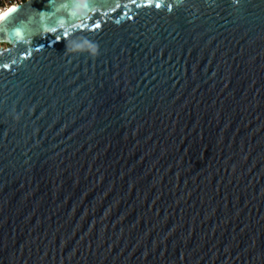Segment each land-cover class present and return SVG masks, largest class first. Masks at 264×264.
<instances>
[{
	"label": "water",
	"instance_id": "water-1",
	"mask_svg": "<svg viewBox=\"0 0 264 264\" xmlns=\"http://www.w3.org/2000/svg\"><path fill=\"white\" fill-rule=\"evenodd\" d=\"M0 264H264V0L9 11Z\"/></svg>",
	"mask_w": 264,
	"mask_h": 264
},
{
	"label": "built area",
	"instance_id": "built-area-1",
	"mask_svg": "<svg viewBox=\"0 0 264 264\" xmlns=\"http://www.w3.org/2000/svg\"><path fill=\"white\" fill-rule=\"evenodd\" d=\"M29 0H0V15L11 8L23 5Z\"/></svg>",
	"mask_w": 264,
	"mask_h": 264
},
{
	"label": "bare ground",
	"instance_id": "bare-ground-1",
	"mask_svg": "<svg viewBox=\"0 0 264 264\" xmlns=\"http://www.w3.org/2000/svg\"><path fill=\"white\" fill-rule=\"evenodd\" d=\"M13 8H11V9H8V10H6V11H4L1 15H0V20L9 12V11H11Z\"/></svg>",
	"mask_w": 264,
	"mask_h": 264
},
{
	"label": "snow or ice",
	"instance_id": "snow-or-ice-1",
	"mask_svg": "<svg viewBox=\"0 0 264 264\" xmlns=\"http://www.w3.org/2000/svg\"><path fill=\"white\" fill-rule=\"evenodd\" d=\"M156 7H160V5L159 4H156Z\"/></svg>",
	"mask_w": 264,
	"mask_h": 264
}]
</instances>
